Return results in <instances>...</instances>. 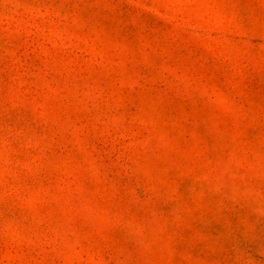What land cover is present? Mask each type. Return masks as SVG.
Masks as SVG:
<instances>
[{
	"label": "rangeland",
	"instance_id": "rangeland-1",
	"mask_svg": "<svg viewBox=\"0 0 264 264\" xmlns=\"http://www.w3.org/2000/svg\"><path fill=\"white\" fill-rule=\"evenodd\" d=\"M0 264H264V0H0Z\"/></svg>",
	"mask_w": 264,
	"mask_h": 264
}]
</instances>
